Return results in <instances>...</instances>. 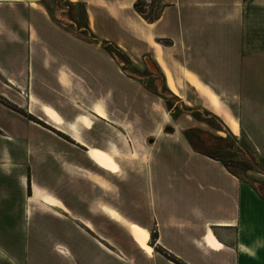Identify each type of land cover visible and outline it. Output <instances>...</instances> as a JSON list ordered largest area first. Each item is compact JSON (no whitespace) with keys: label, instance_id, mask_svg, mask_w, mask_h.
I'll list each match as a JSON object with an SVG mask.
<instances>
[{"label":"crops","instance_id":"0c3cea01","mask_svg":"<svg viewBox=\"0 0 264 264\" xmlns=\"http://www.w3.org/2000/svg\"><path fill=\"white\" fill-rule=\"evenodd\" d=\"M69 1L85 7L80 30L87 32L64 30L35 0H0V95L16 107L0 102L3 221L12 225L13 217H24L32 238L41 233L55 255L83 264H264L263 183L243 179L223 158L195 148L188 135L198 125L165 132L167 123L160 122L132 187L113 177L123 126L111 117L108 99L118 112L129 85L113 52L89 40L97 32L89 13L94 8L101 20L112 17L113 5L106 3L118 0ZM146 2L140 12L148 15L140 17L145 25L138 22L132 36L160 56L165 47L178 57L179 79L213 105L202 109V124L215 119V134L223 128L236 140L243 135L264 159V0ZM157 57L163 74L167 69L176 81ZM43 105L52 108H46L50 119ZM134 119L148 129L157 121L148 111ZM112 150L115 159L104 154ZM116 163V172L101 167ZM103 206L144 228L148 233L131 231L152 250Z\"/></svg>","mask_w":264,"mask_h":264},{"label":"rangeland","instance_id":"374dc122","mask_svg":"<svg viewBox=\"0 0 264 264\" xmlns=\"http://www.w3.org/2000/svg\"><path fill=\"white\" fill-rule=\"evenodd\" d=\"M35 1L42 3L47 15L51 17V20L56 21L64 30L70 32L75 31L77 33L87 32L86 30H80L81 27H85V22L83 21L85 18L83 15L85 7L83 4L82 6L80 4L73 5L69 0ZM146 1L147 0H124V3H122L123 0H118L116 2L108 1L109 3H106L108 6L113 5L110 7L113 18L110 17V14L107 16H105V14L104 16L107 17L105 20L99 18L103 16V14H101L98 9L90 8L89 13L92 26L97 32L100 31L101 33L98 34L96 32V34H92L91 36L95 39H87L93 40L94 42L100 41L102 46L113 52L115 55L113 58L119 60L120 66H122L124 70V75H121V77L124 79L125 83L128 81L129 85L128 91L124 92L121 110L117 112L114 110V107L111 108L113 97L109 95L108 99L109 111L112 113L111 117H113L114 121L118 120V123L123 126L122 144H118L121 150V153H119L120 170L119 173L113 177L119 183L132 187L133 176L137 177L140 174L142 165L147 159V151L149 149L147 140L150 137H154L152 135L154 134V130L158 128L157 124L165 122L167 123L163 128L165 132H170V129H174L175 127L180 128L191 124L198 125L194 126V128H190L188 135L190 142L193 143L195 148L208 149V151L216 157L223 158L225 163L240 174L243 179L263 183L264 186V159L259 156L249 140L243 135H240V138L236 140L234 136L229 135L227 130L223 128L222 133L215 134L214 129L218 126V121L213 118H205L208 123L202 124L200 121L204 119L202 116V109L205 106L212 109L213 105L211 106L208 104L207 100L204 99L203 94L198 89L191 86L188 82L179 79L178 57L175 56L171 50L163 47L161 56H163L167 65L173 69L175 73L176 81H174V84L176 86V92H173L167 85V82H165L166 77L164 76L165 74H163L164 72H162L163 70L161 71L162 67L160 64L158 65L157 61L153 58L155 56L160 58L161 56L157 54L148 43L145 41H138L132 36L133 27L137 26L138 22L145 25L141 18L145 19L148 15H142L140 12L148 5ZM123 5H125V7ZM122 20H124V23H122ZM63 24L66 26H63ZM45 30L52 31L51 29ZM102 37H107L108 39L104 41ZM116 44H119V46ZM152 46L159 52L160 48L158 43L152 42ZM109 63L116 64L114 60H109ZM163 65L165 66V64ZM1 90L10 92V94L13 92L17 96L21 95L20 97L24 95L23 93H19L20 89L18 88H4ZM15 90L18 91V94ZM136 97L139 98L140 104L137 102ZM0 102L16 109L15 105L2 95H0ZM41 108L42 112L50 119L46 108H52L47 105H43ZM97 108L100 107H94L96 113ZM145 111L151 112L155 119H157L156 124H154L151 129L141 127L138 121L134 119L138 114ZM190 111H192V115L195 117L187 114V112ZM102 112L103 114L100 116L104 117V111L102 110ZM32 118L38 121L35 117ZM83 120V123L87 125L89 122L88 118L84 116ZM39 122L43 124L41 121ZM61 122V119L57 121V123ZM229 124L231 129H233L234 123L229 121ZM193 129H195L196 132H193ZM217 135L223 138H218ZM108 137L111 138L110 134ZM90 150L93 149H89V151ZM104 154L108 155L110 158L113 156L114 159L118 156L116 150H112L109 154ZM115 165V169H110L102 165L101 167L116 172L118 171V165L117 163ZM134 186L137 188V180ZM108 191L109 194H111L115 192V189L110 188ZM105 208L109 207H102L104 213ZM109 209H111L115 215H107L119 222L121 220V223L128 228L133 238L134 236L131 231L132 227H137L145 233H148L144 228L125 221L114 209ZM3 218V216H0V264H55V260H57L56 262L58 264H60V260L61 264H83L81 260L73 262L71 259L55 255L52 248L53 243L49 239L46 241L41 233L39 236L42 238H39V240L32 238L34 235L32 231L30 234L26 233L27 224L24 217H13V224H15V226H13V224L10 225L6 221L4 222ZM33 219L32 217V222ZM53 240H55V238ZM135 241L147 252L152 250L148 244L145 245L136 239ZM26 253L28 259L25 263Z\"/></svg>","mask_w":264,"mask_h":264},{"label":"bare ground","instance_id":"6f19581e","mask_svg":"<svg viewBox=\"0 0 264 264\" xmlns=\"http://www.w3.org/2000/svg\"><path fill=\"white\" fill-rule=\"evenodd\" d=\"M164 70H165V77H166L167 85L173 92H176V86L174 84V80L172 78L171 73L167 69H164Z\"/></svg>","mask_w":264,"mask_h":264}]
</instances>
